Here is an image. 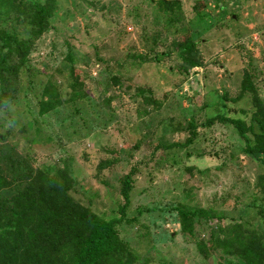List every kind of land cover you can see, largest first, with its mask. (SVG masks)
<instances>
[{
	"label": "rangeland",
	"instance_id": "obj_1",
	"mask_svg": "<svg viewBox=\"0 0 264 264\" xmlns=\"http://www.w3.org/2000/svg\"><path fill=\"white\" fill-rule=\"evenodd\" d=\"M15 1H41L53 20L37 38L26 18L0 8V28L28 48L3 84L0 175L9 184L0 201L41 172L66 170L75 201L111 220L124 178L141 164L119 227L140 264H244L214 240L256 232L264 243L248 209L262 197L264 167L244 154L234 127L202 124L219 114L250 124L264 105V0ZM192 47L201 66L184 72L179 52ZM69 56L83 84L74 102ZM47 90L54 103L42 116ZM190 124L199 126L195 142L170 148L189 138ZM180 210L215 218L197 217L186 233Z\"/></svg>",
	"mask_w": 264,
	"mask_h": 264
},
{
	"label": "trees",
	"instance_id": "obj_2",
	"mask_svg": "<svg viewBox=\"0 0 264 264\" xmlns=\"http://www.w3.org/2000/svg\"><path fill=\"white\" fill-rule=\"evenodd\" d=\"M19 4L15 0H0V8L7 15L17 13L28 20L32 36L39 38L51 28L53 15L49 5L41 1H31L28 6L27 3ZM27 53L28 48L23 40H19L14 32L0 28V107L5 99L3 84L13 73L14 56H20L23 64ZM179 55L185 62L184 72L201 66L195 47L182 49ZM69 60L73 81L71 101L74 102L84 97L83 84L76 76L73 57L69 56ZM144 97L152 104L146 93ZM53 103L54 97L47 90L41 102L40 115L50 112ZM256 108L250 124L239 118L219 114L207 119L202 127L210 128L216 124L234 127L245 142L244 154L264 167V105L258 101ZM198 129L199 126L190 124L189 138L184 143L172 144L170 148L192 145L197 139ZM158 151L160 147L156 148ZM140 166L137 164L124 178L120 190L123 201L119 206V217L111 220L103 219L90 207L75 201L71 194L74 182L66 170L58 171L52 179L46 172L32 178L9 201H0V264H140L136 251L119 232V227L128 220L131 194ZM8 184L2 173L0 191L6 185L8 187ZM257 187L262 197L248 209L258 215L264 226V175L258 178ZM180 217L182 229L186 233L194 231V220L197 217L209 223L215 218L207 211L190 213L181 210ZM223 233L214 242L227 255L238 258L244 264H264L261 235L256 232L243 236ZM200 250L205 254L203 246Z\"/></svg>",
	"mask_w": 264,
	"mask_h": 264
},
{
	"label": "water",
	"instance_id": "obj_3",
	"mask_svg": "<svg viewBox=\"0 0 264 264\" xmlns=\"http://www.w3.org/2000/svg\"><path fill=\"white\" fill-rule=\"evenodd\" d=\"M102 15V14H101Z\"/></svg>",
	"mask_w": 264,
	"mask_h": 264
}]
</instances>
